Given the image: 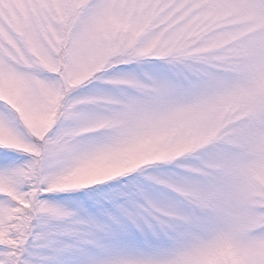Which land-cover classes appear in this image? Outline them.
Masks as SVG:
<instances>
[{
    "label": "snow or ice",
    "instance_id": "1",
    "mask_svg": "<svg viewBox=\"0 0 264 264\" xmlns=\"http://www.w3.org/2000/svg\"><path fill=\"white\" fill-rule=\"evenodd\" d=\"M0 264H264V0H0Z\"/></svg>",
    "mask_w": 264,
    "mask_h": 264
}]
</instances>
